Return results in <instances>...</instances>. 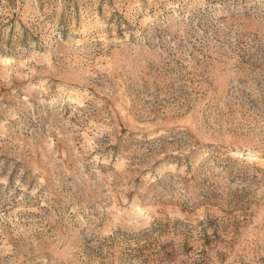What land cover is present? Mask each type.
Instances as JSON below:
<instances>
[{
  "label": "rangeland",
  "instance_id": "obj_1",
  "mask_svg": "<svg viewBox=\"0 0 264 264\" xmlns=\"http://www.w3.org/2000/svg\"><path fill=\"white\" fill-rule=\"evenodd\" d=\"M0 264H264V0H0Z\"/></svg>",
  "mask_w": 264,
  "mask_h": 264
},
{
  "label": "trees",
  "instance_id": "obj_2",
  "mask_svg": "<svg viewBox=\"0 0 264 264\" xmlns=\"http://www.w3.org/2000/svg\"><path fill=\"white\" fill-rule=\"evenodd\" d=\"M3 40H4V38H3V36H1V34H0V49L2 48L1 46V43L3 42Z\"/></svg>",
  "mask_w": 264,
  "mask_h": 264
}]
</instances>
